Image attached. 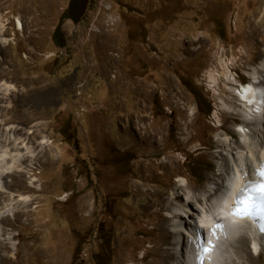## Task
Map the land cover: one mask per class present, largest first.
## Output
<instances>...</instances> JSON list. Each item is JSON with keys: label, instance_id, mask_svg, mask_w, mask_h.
<instances>
[{"label": "rangeland", "instance_id": "rangeland-1", "mask_svg": "<svg viewBox=\"0 0 264 264\" xmlns=\"http://www.w3.org/2000/svg\"><path fill=\"white\" fill-rule=\"evenodd\" d=\"M83 1L73 22L70 0H0V145L28 160L23 183L0 184L17 215L0 264H157L165 249L174 264L172 213L240 141L264 0Z\"/></svg>", "mask_w": 264, "mask_h": 264}, {"label": "bare ground", "instance_id": "bare-ground-1", "mask_svg": "<svg viewBox=\"0 0 264 264\" xmlns=\"http://www.w3.org/2000/svg\"><path fill=\"white\" fill-rule=\"evenodd\" d=\"M18 24L22 28L20 20ZM223 76L227 83L233 84L230 75L224 73ZM249 77L250 82L241 85L234 92L239 102V105H237L239 109L234 111V113H237L242 118V123L244 124L237 132L240 136V141L237 144H233L226 138L222 143L219 142L221 145V161L218 163V170L221 173L218 174V178L208 183V186L204 187L202 192L198 196L195 195L192 200L185 199L184 208L177 209L172 213V218L179 221L172 224L171 227L176 243H179L177 249L183 247L181 251L179 250L181 252L179 261L174 264H194L192 261L193 246L187 242L184 244L181 241L182 238H185L182 231L188 233L197 222V220L192 219V223L190 222L188 225L191 229H188L184 218L186 216L189 218L191 215L194 216L198 209L203 213V219L200 221L201 226L214 225L216 221H219L223 226V230L217 232L218 238L213 239L211 235L207 236L205 242L207 243L211 240L215 248L209 256L205 257L204 264H242L245 256L253 259L257 253V256L260 254L264 236L253 226H250V220L237 221L228 214L227 210L233 202L232 196L234 192L243 183L237 169H243L246 164L250 169H255L257 161L264 163V56L261 63L251 70ZM247 125L249 127L245 129L244 126ZM151 138L156 141V134L147 133L146 139ZM7 149L0 145V184L6 176L14 177L16 175L17 183H23L24 170L28 169L23 166L28 162L27 156L24 159H20L22 154L19 153L17 148L13 149V152L18 151L17 153H10V149ZM13 166H15V169ZM226 170L228 171L227 175L225 174ZM2 187L0 185V189ZM3 193L5 194L3 190H0V198H2L1 195ZM14 200L15 198L10 199L11 205L15 207L20 204L19 202L14 203ZM20 201H22V205L27 207L29 202H31L28 198H23ZM16 217L17 215L13 211L9 210L8 214L0 211V243L4 246L6 252L12 240V236L8 237V225L12 224V220H15ZM163 221L165 220L160 218V223ZM201 226L199 225L200 228ZM172 244L174 245L173 242ZM166 251L167 249L164 250V253L161 252L165 257L157 260V264H168L167 261L172 255ZM241 252H243V255ZM5 260V256H1L0 263Z\"/></svg>", "mask_w": 264, "mask_h": 264}, {"label": "snow or ice", "instance_id": "snow-or-ice-1", "mask_svg": "<svg viewBox=\"0 0 264 264\" xmlns=\"http://www.w3.org/2000/svg\"><path fill=\"white\" fill-rule=\"evenodd\" d=\"M237 171L243 183L233 197L228 214L237 221L250 220L257 224L259 233L264 236V163L257 161L255 169H250L246 164L243 169L238 168ZM225 174H228L227 170ZM222 230L223 226L216 221L210 230V235L216 239L217 232ZM190 234L193 237L190 243L194 242L196 249L195 264H204L205 257L211 254L215 245L211 240L204 242L200 229L194 228Z\"/></svg>", "mask_w": 264, "mask_h": 264}, {"label": "trees", "instance_id": "trees-1", "mask_svg": "<svg viewBox=\"0 0 264 264\" xmlns=\"http://www.w3.org/2000/svg\"><path fill=\"white\" fill-rule=\"evenodd\" d=\"M83 4H84L83 0H70L65 13H63V15H62V16H64L63 18L70 19L73 22L76 21L77 19H79L83 15V12H82ZM74 9H77V10L73 11ZM72 11L74 12L73 14H71ZM58 30H59V27H57L56 30H54L53 36H55V37L57 36ZM193 95H194V93H193ZM197 96L198 95H196V102H197L198 111H199L200 107H201L199 105H201L202 103L200 102V100H197L198 99ZM203 114L206 115V116H210L211 115L209 110L205 111V113H203Z\"/></svg>", "mask_w": 264, "mask_h": 264}, {"label": "flooded vegetation", "instance_id": "flooded-vegetation-1", "mask_svg": "<svg viewBox=\"0 0 264 264\" xmlns=\"http://www.w3.org/2000/svg\"><path fill=\"white\" fill-rule=\"evenodd\" d=\"M75 10H77V9H74L73 11H75ZM73 11H72L71 14L74 13ZM68 20H70V19H68ZM70 21H72V20H70ZM56 28H57V27H56ZM56 28H55V30H56ZM60 33H61V32L58 30L57 35H60ZM56 37H57V36H56ZM56 37L52 35L51 39H54V41H56V39H55ZM56 43H57V41H56Z\"/></svg>", "mask_w": 264, "mask_h": 264}]
</instances>
